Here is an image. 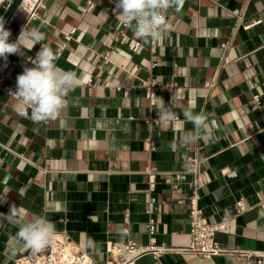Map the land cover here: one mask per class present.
<instances>
[{
	"label": "crops",
	"instance_id": "0c3cea01",
	"mask_svg": "<svg viewBox=\"0 0 264 264\" xmlns=\"http://www.w3.org/2000/svg\"><path fill=\"white\" fill-rule=\"evenodd\" d=\"M8 1H1L0 17ZM89 1L38 0L34 17L18 9L6 26L10 42L24 27L43 32L57 66L82 76L83 86L69 94L60 118L34 123L14 110L2 88L15 90L41 46L0 58V213L15 204L26 219L46 217L58 236L97 264H106L115 243L184 248L190 244L187 158L197 157L203 217L216 223L230 216L229 230L214 236L225 252L146 254L133 264H264L256 262L264 254V104L253 100L264 101V0H184L179 11H166L153 59L148 39L129 27L119 36L115 0H96L91 9ZM222 43L231 61L223 66ZM147 78L161 83L155 105L158 97L171 101L181 120L183 109L205 113L215 138L173 148L191 123L146 125L145 118H157L141 87ZM147 169L154 170L151 193ZM149 196L155 197L153 235ZM241 198L245 209L236 213ZM17 230L0 223V264H13L26 251L13 239ZM88 240L94 247H86Z\"/></svg>",
	"mask_w": 264,
	"mask_h": 264
},
{
	"label": "clouds",
	"instance_id": "9594fccd",
	"mask_svg": "<svg viewBox=\"0 0 264 264\" xmlns=\"http://www.w3.org/2000/svg\"><path fill=\"white\" fill-rule=\"evenodd\" d=\"M183 4L184 0H115L113 11L118 13L121 24L129 27L137 38L159 41L167 29L166 11L173 7L179 11ZM10 36L11 31L5 28L3 17H0V58L5 61L9 55L18 54L22 49L31 51L37 44L41 46L35 58H29L32 66L25 67L16 77L15 90L9 91V96L15 101L14 110L37 124L56 121L68 106L69 94L83 86V77L57 66V55L50 46L42 44L45 36L38 29L26 30L24 27L15 42H10ZM158 101L154 105L156 121L163 124L180 121L193 125L192 130L175 137L171 147L175 148L177 142L187 146L205 137L215 138L205 113L183 109L181 120L171 107V101L165 103L159 97ZM188 170L191 171L190 165ZM5 222L18 229L14 241L33 253L50 247L57 235L55 224L49 219L43 216L26 219L22 207L15 204L7 214L0 213V223ZM86 247H94V242L88 240Z\"/></svg>",
	"mask_w": 264,
	"mask_h": 264
},
{
	"label": "built area",
	"instance_id": "2783aa9c",
	"mask_svg": "<svg viewBox=\"0 0 264 264\" xmlns=\"http://www.w3.org/2000/svg\"><path fill=\"white\" fill-rule=\"evenodd\" d=\"M13 0H9L7 7H5V11L8 8L10 3ZM36 0L33 4L25 3L22 0L20 8H24L27 13V17L31 19L36 15L35 7L37 4ZM96 0H90L88 2V9H91L94 6ZM4 11V12H5ZM237 14V11L233 12ZM127 26H122V29L119 31V36H124V28ZM118 37L115 38V41L118 40ZM149 50L151 52L152 59L155 58L157 41L148 39ZM139 47V43L135 44L134 51ZM222 47L221 54V64L226 65L230 63V59L225 55V49L228 48L226 43H222L220 45ZM39 50L36 51V53ZM36 53H33V59L36 56ZM155 66V63H152V67ZM92 82V79L89 80ZM141 87L144 89L146 97L151 106L155 105L156 97H157V89L161 83H158L157 80L152 78H147L141 81ZM106 86L109 83H105ZM174 86V83L169 85ZM119 89V88H118ZM3 91L9 94V89L2 88ZM253 100L257 104H264V101H260L259 95H254ZM157 118L147 117L144 122L148 126H158L160 124L159 121H156ZM146 148L148 151L154 149V144L150 139L146 140ZM188 165L191 166V171L189 174L191 177L188 183V221H189V234H190V244L184 248H170L165 246H157L153 245V243H148L147 245H138L134 242H129L126 244L115 243L111 246L110 252L111 257L106 261V264H133L134 261L146 254H152L156 257H159L161 254L166 252H186V253H194L201 255L204 258H209L212 255L225 252L224 249L214 240V236L217 232H226L230 228V216L223 217L220 221L216 223H208L203 217L202 210L199 206L200 200V189L204 186L203 176L201 174V163L202 161L197 157H189L187 158ZM154 170L147 169L146 173L149 175L148 188L147 192L151 193L154 187L153 175ZM155 205V197L149 196L147 200V214L149 215V219L147 222V230L149 235H153L155 233V221L152 217H150L151 213H153V207ZM236 205V213H241L244 211L245 206L243 203V199H238L235 203ZM128 212L125 210L123 213L124 221L128 220ZM257 263L264 262V254L256 255ZM13 264H97L87 252L81 249L79 246L75 245L71 242L67 237L56 235L54 243L40 251L33 253L31 250H26L24 253L19 255L16 259H14Z\"/></svg>",
	"mask_w": 264,
	"mask_h": 264
},
{
	"label": "water",
	"instance_id": "95a60500",
	"mask_svg": "<svg viewBox=\"0 0 264 264\" xmlns=\"http://www.w3.org/2000/svg\"><path fill=\"white\" fill-rule=\"evenodd\" d=\"M22 0H13L2 15L3 20L5 22V28L8 23H10V20L14 17L15 13L18 11L20 8Z\"/></svg>",
	"mask_w": 264,
	"mask_h": 264
},
{
	"label": "bare ground",
	"instance_id": "6f19581e",
	"mask_svg": "<svg viewBox=\"0 0 264 264\" xmlns=\"http://www.w3.org/2000/svg\"><path fill=\"white\" fill-rule=\"evenodd\" d=\"M2 0H0V3H1ZM36 0H24L25 3H28V4H33ZM19 10L22 12V11H26L24 10V8H19ZM21 14V13H20Z\"/></svg>",
	"mask_w": 264,
	"mask_h": 264
}]
</instances>
